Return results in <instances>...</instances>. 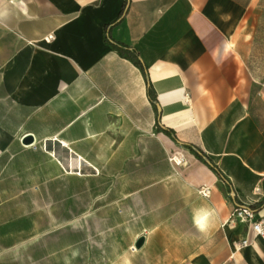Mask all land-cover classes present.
Returning a JSON list of instances; mask_svg holds the SVG:
<instances>
[{
	"label": "crops",
	"instance_id": "0c3cea01",
	"mask_svg": "<svg viewBox=\"0 0 264 264\" xmlns=\"http://www.w3.org/2000/svg\"><path fill=\"white\" fill-rule=\"evenodd\" d=\"M262 14L0 0V264H264L249 222L227 221L237 205L264 215Z\"/></svg>",
	"mask_w": 264,
	"mask_h": 264
},
{
	"label": "built area",
	"instance_id": "2783aa9c",
	"mask_svg": "<svg viewBox=\"0 0 264 264\" xmlns=\"http://www.w3.org/2000/svg\"><path fill=\"white\" fill-rule=\"evenodd\" d=\"M54 38L52 33L46 35L43 39L45 41H50ZM168 161L174 165L183 164L185 158L180 150L171 151L167 157ZM78 173V171H77ZM198 193L204 197L209 196V188L207 186H202L198 188ZM253 211L245 205H237L232 209L230 214V219L228 222H231L233 219H241L249 222V232L251 237H259L264 240V215L258 218H253ZM249 244V238L245 237L240 239L235 243V248L240 249Z\"/></svg>",
	"mask_w": 264,
	"mask_h": 264
},
{
	"label": "clouds",
	"instance_id": "9594fccd",
	"mask_svg": "<svg viewBox=\"0 0 264 264\" xmlns=\"http://www.w3.org/2000/svg\"><path fill=\"white\" fill-rule=\"evenodd\" d=\"M213 215L212 211L208 208H200L193 214V224L201 232H204L208 228L210 217ZM123 260V264H130L127 256L120 257Z\"/></svg>",
	"mask_w": 264,
	"mask_h": 264
},
{
	"label": "water",
	"instance_id": "95a60500",
	"mask_svg": "<svg viewBox=\"0 0 264 264\" xmlns=\"http://www.w3.org/2000/svg\"><path fill=\"white\" fill-rule=\"evenodd\" d=\"M31 141H32V136H31V135H25V137L22 139V143H25V144L30 143ZM142 240H143V237L140 236V237L136 240L134 246H135V247H138V246L141 244Z\"/></svg>",
	"mask_w": 264,
	"mask_h": 264
},
{
	"label": "rangeland",
	"instance_id": "374dc122",
	"mask_svg": "<svg viewBox=\"0 0 264 264\" xmlns=\"http://www.w3.org/2000/svg\"><path fill=\"white\" fill-rule=\"evenodd\" d=\"M260 20H261L262 25H264V14L261 15ZM260 33H261V37H264V29H262Z\"/></svg>",
	"mask_w": 264,
	"mask_h": 264
},
{
	"label": "bare ground",
	"instance_id": "6f19581e",
	"mask_svg": "<svg viewBox=\"0 0 264 264\" xmlns=\"http://www.w3.org/2000/svg\"><path fill=\"white\" fill-rule=\"evenodd\" d=\"M71 160H72V159H71ZM75 162H76V160H75ZM78 163H79V161H78ZM80 163H81V162H80ZM71 164H72V163H71ZM71 164H70V165H71ZM71 168H72V166H71ZM75 168H76V167H75ZM71 170H72V169H71ZM69 172H70V171H69Z\"/></svg>",
	"mask_w": 264,
	"mask_h": 264
}]
</instances>
